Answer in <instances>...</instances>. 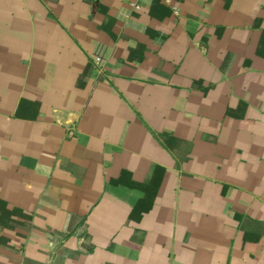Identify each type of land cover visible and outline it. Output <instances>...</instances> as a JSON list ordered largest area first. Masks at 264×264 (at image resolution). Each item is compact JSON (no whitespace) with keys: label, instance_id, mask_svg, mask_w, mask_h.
I'll use <instances>...</instances> for the list:
<instances>
[{"label":"crops","instance_id":"crops-1","mask_svg":"<svg viewBox=\"0 0 264 264\" xmlns=\"http://www.w3.org/2000/svg\"><path fill=\"white\" fill-rule=\"evenodd\" d=\"M0 264H264V0H0Z\"/></svg>","mask_w":264,"mask_h":264},{"label":"built area","instance_id":"built-area-1","mask_svg":"<svg viewBox=\"0 0 264 264\" xmlns=\"http://www.w3.org/2000/svg\"><path fill=\"white\" fill-rule=\"evenodd\" d=\"M165 1H168V0H165ZM92 61H93L94 65H96L97 67H100V65L102 63V59L99 56L93 57Z\"/></svg>","mask_w":264,"mask_h":264}]
</instances>
